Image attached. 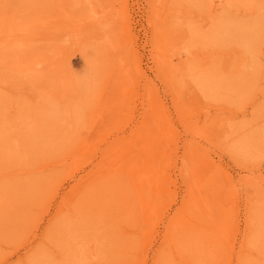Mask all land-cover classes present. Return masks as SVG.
I'll return each mask as SVG.
<instances>
[{
	"label": "rangeland",
	"instance_id": "obj_1",
	"mask_svg": "<svg viewBox=\"0 0 264 264\" xmlns=\"http://www.w3.org/2000/svg\"><path fill=\"white\" fill-rule=\"evenodd\" d=\"M34 19L47 21L40 26L44 37L16 51L21 30ZM94 19L99 28L79 30ZM102 51L114 56L108 54L111 69L99 80L94 63ZM170 59L173 71L164 68ZM28 64L35 69L26 71ZM39 73L47 78L34 84ZM31 129L43 139L38 156L49 157L34 166L12 159L0 164V202L34 199L26 212L2 203L0 264H152L177 211L204 240L221 231V264H241L242 250L253 251L249 238L243 243L246 229L264 234V0H0V130L10 140L0 144V163L6 148L15 149L13 140L29 151L24 131ZM125 141L133 142L134 154L146 148L167 156L150 176L163 180L151 205L159 212L150 223L141 219L136 252L118 255L120 238L111 250L107 243L113 228L99 227L96 214L75 225L68 206L83 184L70 186L91 169L119 176L134 207L136 182L143 181L151 198L147 162L133 177ZM110 142L107 164L99 166ZM55 175L36 200L34 189ZM196 259L205 264L208 258Z\"/></svg>",
	"mask_w": 264,
	"mask_h": 264
},
{
	"label": "bare ground",
	"instance_id": "obj_2",
	"mask_svg": "<svg viewBox=\"0 0 264 264\" xmlns=\"http://www.w3.org/2000/svg\"><path fill=\"white\" fill-rule=\"evenodd\" d=\"M61 20L60 18L58 19V21ZM30 22H32V25L30 26L26 25V28L21 30L23 31L21 33V36H23L24 41L20 44H14L16 45L15 47L16 51L18 49L21 50L22 45L24 47L28 45L34 46V44L36 43V41H38L39 38L44 37V35H42L41 33H44L45 30L42 29V27L40 26L43 25L42 23H44V25L45 23L47 24V21L46 20L40 21V19L36 21V19H34L31 20ZM100 23L101 21L94 19L91 22L89 21L88 23H86L79 30L86 32H93L95 27L99 28L98 24ZM165 26L167 27L168 30H169L168 27H171L170 24L168 26L167 25ZM224 26H225L224 29L228 28V26L226 25ZM52 27H49V29H51L49 31V34L53 32ZM49 34H47V38L52 40L58 39V37H56L55 35L48 37ZM175 35L181 36L184 35V33L182 32H180L179 34L174 33V36ZM188 45L192 48L195 47L194 46L195 44L192 41H189ZM101 46L103 45L101 44ZM200 48L202 49V47ZM9 50L13 52L12 48H9ZM108 54L112 59L114 56L112 51H109V53L106 51H102L97 55L96 58L97 64L94 63V68L96 69V71L101 72V74H99V80L103 79L106 76V73L108 74V71L111 69L110 66L111 60L108 57ZM23 55L24 52L19 53L18 59H20V57H22ZM165 63L166 65L164 66V68L166 70L173 71L172 70L173 60L170 59ZM24 69H26V71L31 72L32 70L35 69V66L32 64H28V67ZM184 69L182 70V73L184 74L186 72V74L190 76V73L188 71H184ZM103 71L105 72L103 73ZM45 78L47 77L44 75V73H39V74H35L31 80L35 84V83L44 82ZM95 79H97L96 76ZM24 123L26 124V121L23 122V124ZM68 127H69L68 128L69 133L74 130L72 128L73 127L72 125ZM20 129L21 130L25 129V127H21ZM17 133H21V132L17 131ZM2 135H3L2 131L0 130V144L3 146V144L6 145V141L9 140V138H6L5 140L3 139ZM40 135H41L40 133L34 132L32 131V129L31 131H24L25 139L30 140L31 142V148L28 149L29 151H24L23 147L21 148V146L18 147V145H16L15 141L13 140L14 143L12 142V147L15 149L10 150L9 148H6L5 153L8 154V156L6 155L0 164L12 159L13 161L27 162L31 166H34L35 164L40 163L42 160H46L49 157L47 154L42 156H38L37 154V151L43 149L42 146L43 139L41 138L40 140L35 139ZM14 139L19 140L17 135L14 136ZM91 141H93V139ZM18 144L20 145V143ZM68 144H72V141H69L67 145ZM93 144H94L93 142H91L89 145L87 144L88 152L89 150L91 151L92 148L94 147ZM121 144L123 145L122 148H125V150H127V152H125L126 155L124 156L130 159L128 162V168L130 169V172L133 177L140 174L141 164L143 162H147V166L145 169L146 170L145 178L149 179L150 183L154 184L151 186L149 185L151 191V198L146 197V187L143 181H140L139 183L136 182L135 184L139 195L136 200L137 202L136 201L134 202L136 205V207H134L132 205L133 198L128 192V186H124V184L121 183L123 180L120 179L119 176L118 178H113L110 175V173H107L109 174L107 176L106 173H102V174H100L99 172L94 173L95 171L91 169L90 171H88V173L80 175L78 178H76L75 183L70 186L71 187L70 190H72L75 187H79L81 184H83L81 189L71 199L70 205L68 206V210L71 212L72 218L74 219V220L71 219L73 220L71 223L75 225L86 224L87 221L89 223L92 217L90 215L96 214V218H97L96 223L99 225V227H102L106 230H108L109 228H113L112 231L110 230L107 231V234L112 236V239L107 240V243L111 245V248L109 249L108 247V249L111 250L113 247H115L113 245V240H115L116 238H120V241L123 243L117 245V248L119 246V249L115 253H117L118 255L125 253V249H129L127 254L128 253L134 254L136 252L135 250L138 243L137 237L144 232V228L141 226L142 224L140 225V222H142L141 219L143 218L144 222L150 223L151 220L156 218V214H158L159 212L156 208L155 209L151 208V205H153L152 203L154 202L156 194L163 187V180L159 178H155L153 180V178H150V176H152V174L155 173L159 168H162L159 162L163 161V159H165V156H167L164 152H162L163 154L162 153L159 154V152H156V150L153 152H149L148 150H146V148H144L145 150L144 153H141V155H137L132 153L134 151L133 142L131 143L129 141H125V142H121ZM113 146H114V142H110L106 144L104 148L101 149L102 161L98 162L99 166H102L103 164H107L105 158H107L106 155H109L107 153H109V149L113 148ZM242 146L243 145H241V147ZM232 148L235 151L236 150L240 151L238 146L234 145ZM242 148L245 147L243 146ZM233 149L231 150L233 151ZM96 165L97 163H94V166ZM226 177L231 178L229 175H227ZM57 179H58V175H55L51 179L48 178V180L40 182L41 185L40 186L38 185V187L34 189L35 190L34 194L38 196L36 200L39 199V196L41 198V195L44 189L46 188V186L48 185V182H50V185H52ZM23 185L25 188L29 187L28 184H23ZM192 187L196 188V185H192ZM194 188L192 189V195H194L196 192L198 193L197 189L195 190ZM32 195L27 197L25 201H21V202H15L17 199L14 202L12 201L13 203L9 200H6L7 203H5V201H1L0 208L2 203L4 202L5 210H9V208L11 207L20 211H24L25 209L29 210L30 207L32 206V203L34 202ZM80 195H82L84 199H80V201H78ZM58 196L64 200L67 198V192H63V194L59 193ZM90 201L93 202V207H88L87 203ZM35 205H36L35 208L39 209L38 204ZM60 207L62 208V204ZM62 210H66V208H63ZM135 211L141 212L140 215L139 214L136 215ZM204 214L209 215V212L206 210ZM3 215L6 216L7 219L10 217L11 214L4 213ZM188 219L190 218H186V220ZM168 223L169 225L167 227V233L165 235L164 241L153 253L152 264H199L196 263L198 262L196 257L198 256L201 257V254L205 258H208L207 260L203 259V261H205V264H221L222 258L224 257V245H225L222 242L223 237H221L222 234L221 231L217 232L216 237L211 234L206 238V240H204L203 238H200L201 234L199 236L197 234L195 235L196 231H194L195 229L194 230L192 229L191 225H187V226L184 225L182 215H180L178 211L175 215L170 216L168 218ZM145 226L148 227V224L146 223ZM19 227L21 228V225H19ZM102 232L104 231L102 230ZM247 238L250 239V241L247 240V243L251 245L253 251H250L249 247L248 249L242 250L243 257L242 256L239 257V263L253 264L252 262H250L252 259L249 256L250 254L256 258L260 257V259L264 260V234L262 233V231L260 233H257V230L253 229V231L249 232V228H247L246 235L244 236L243 239V243L246 241ZM199 241L202 243V245L201 243H198ZM203 242L205 245L203 244ZM227 242L229 243V240ZM125 243L127 245L124 247ZM103 250L106 251L105 248H103ZM253 261L256 262V260ZM65 262L66 264H76V262L73 260L72 261L65 260Z\"/></svg>",
	"mask_w": 264,
	"mask_h": 264
}]
</instances>
